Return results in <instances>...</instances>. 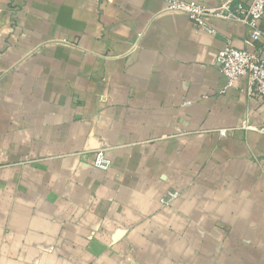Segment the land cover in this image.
Segmentation results:
<instances>
[{
  "label": "crops",
  "instance_id": "crops-1",
  "mask_svg": "<svg viewBox=\"0 0 264 264\" xmlns=\"http://www.w3.org/2000/svg\"><path fill=\"white\" fill-rule=\"evenodd\" d=\"M166 6L0 0V264H264V99L216 64L249 27Z\"/></svg>",
  "mask_w": 264,
  "mask_h": 264
},
{
  "label": "built area",
  "instance_id": "built-area-1",
  "mask_svg": "<svg viewBox=\"0 0 264 264\" xmlns=\"http://www.w3.org/2000/svg\"><path fill=\"white\" fill-rule=\"evenodd\" d=\"M165 1L168 10L188 14L198 28L213 33L216 30L210 27V19L238 21L247 25L249 34L244 39L245 48H237L228 41L219 50L216 64L227 78L226 89L244 81L249 96L264 99V0H251L248 4L240 0H218L214 6L187 0ZM242 127L248 128L251 125L244 121ZM220 134L226 136L227 129H221ZM111 163L106 149L97 151L94 159L96 167L107 170ZM178 196L179 191L168 190L160 201L164 205H170Z\"/></svg>",
  "mask_w": 264,
  "mask_h": 264
}]
</instances>
